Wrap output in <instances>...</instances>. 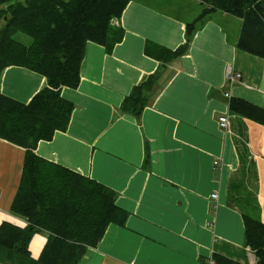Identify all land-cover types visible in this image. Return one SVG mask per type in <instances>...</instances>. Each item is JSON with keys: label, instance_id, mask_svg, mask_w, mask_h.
I'll return each instance as SVG.
<instances>
[{"label": "crops", "instance_id": "0c3cea01", "mask_svg": "<svg viewBox=\"0 0 264 264\" xmlns=\"http://www.w3.org/2000/svg\"><path fill=\"white\" fill-rule=\"evenodd\" d=\"M204 7L199 0H129L115 21L122 40L111 51L88 41L79 86L61 90L75 104L70 123L39 141L36 153L115 190L116 204L129 212L126 224L110 223L79 264H202L215 253L256 262L244 242L241 203L261 205L264 221V125L231 113L226 92L264 107V59L237 48L241 19L210 13L187 52L157 74L140 120L120 110L133 85L162 63L146 54V44L182 45L186 23ZM228 68L242 74L232 84ZM45 85L42 74L16 65L0 80L2 93L25 103ZM224 114L226 130L218 122ZM24 155L0 138V224H27L10 210ZM242 168L246 177L239 179ZM47 236L34 234L32 258Z\"/></svg>", "mask_w": 264, "mask_h": 264}, {"label": "trees", "instance_id": "16d2710c", "mask_svg": "<svg viewBox=\"0 0 264 264\" xmlns=\"http://www.w3.org/2000/svg\"><path fill=\"white\" fill-rule=\"evenodd\" d=\"M199 1L206 7L186 23V41L175 49L146 44V54L167 65L187 52L200 22L212 12L224 11L241 19L237 48L264 59V0ZM128 2L0 0V80L3 70L11 65L46 78V85L27 103L0 90V138L25 149L22 177L10 210L27 221L24 227L7 221L0 224V250L22 253L28 257L27 264H79L88 248L98 245L110 223L126 224L129 212L116 204L115 190L39 156L36 147L41 140H51L56 131L67 130L75 104L65 99L61 90L79 86L88 41L111 51L122 40L124 29L115 21ZM18 32L30 36L31 44L16 39ZM157 74L133 85L120 104L122 113L140 120L155 94ZM228 105L234 115L264 125L263 106L237 96H230ZM245 177L246 168H242L239 179ZM243 222L244 242L254 251L255 264H264V222L245 212ZM40 231L48 236L34 259L29 243ZM212 256L215 264H243L218 253ZM0 264L14 263L3 259Z\"/></svg>", "mask_w": 264, "mask_h": 264}, {"label": "rangeland", "instance_id": "374dc122", "mask_svg": "<svg viewBox=\"0 0 264 264\" xmlns=\"http://www.w3.org/2000/svg\"><path fill=\"white\" fill-rule=\"evenodd\" d=\"M14 37L16 39L22 41L23 43L27 44V45L31 44V42H32V38L23 32H18ZM8 73H9V71L7 72V74ZM24 75H25L24 73H19L18 77H23ZM251 192L254 193L252 190H251ZM250 199L252 200V198H250ZM243 204H245V205H243ZM241 205L243 206V211L246 214H249V215L254 216V217H259L262 220V216H261L262 206L261 205H256L255 206L256 208L251 203L246 204L245 202H242ZM33 246H34V243H33ZM3 259L10 260L14 264H27L28 257H25L22 253H20L16 250L1 249L0 250V260H3Z\"/></svg>", "mask_w": 264, "mask_h": 264}, {"label": "built area", "instance_id": "2783aa9c", "mask_svg": "<svg viewBox=\"0 0 264 264\" xmlns=\"http://www.w3.org/2000/svg\"><path fill=\"white\" fill-rule=\"evenodd\" d=\"M227 76H228V78H229L231 81H234L237 77L240 76V73L233 74V73L231 72V70H228V72H227ZM219 122H220V125H221L222 127H227V126H228V123H229V122H228V117H227L226 115H222V116H220V117H219ZM212 196L215 197V198H217V197H218V194H217L216 192H214V193L212 194ZM205 264H214V260H213V258H209V259L206 261Z\"/></svg>", "mask_w": 264, "mask_h": 264}, {"label": "water", "instance_id": "95a60500", "mask_svg": "<svg viewBox=\"0 0 264 264\" xmlns=\"http://www.w3.org/2000/svg\"><path fill=\"white\" fill-rule=\"evenodd\" d=\"M164 68H166V65L161 63L159 66L158 74L161 73Z\"/></svg>", "mask_w": 264, "mask_h": 264}]
</instances>
